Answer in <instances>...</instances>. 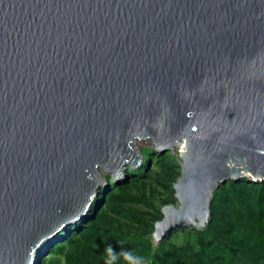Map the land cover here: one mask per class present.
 Wrapping results in <instances>:
<instances>
[{
  "label": "water",
  "instance_id": "95a60500",
  "mask_svg": "<svg viewBox=\"0 0 264 264\" xmlns=\"http://www.w3.org/2000/svg\"><path fill=\"white\" fill-rule=\"evenodd\" d=\"M147 139L186 146L157 243L264 180V0H0V264H40Z\"/></svg>",
  "mask_w": 264,
  "mask_h": 264
},
{
  "label": "trees",
  "instance_id": "16d2710c",
  "mask_svg": "<svg viewBox=\"0 0 264 264\" xmlns=\"http://www.w3.org/2000/svg\"><path fill=\"white\" fill-rule=\"evenodd\" d=\"M143 155L141 165L127 166L120 181L108 176L109 188H100L85 217L47 241L36 261L47 250L48 260L40 264H106L111 246L114 264H134L137 258L140 264H264V180L229 179L215 192L206 230L184 228L155 244V222L163 206L175 202L181 166L171 151L146 147ZM181 232L187 235L180 242ZM124 252L133 260H125Z\"/></svg>",
  "mask_w": 264,
  "mask_h": 264
},
{
  "label": "rangeland",
  "instance_id": "374dc122",
  "mask_svg": "<svg viewBox=\"0 0 264 264\" xmlns=\"http://www.w3.org/2000/svg\"><path fill=\"white\" fill-rule=\"evenodd\" d=\"M139 142V145H138V147H139V149H140V151L143 153V151H144V149L146 148V147H150V148H152L153 147V144H152V141H151V139H147L146 141H138ZM186 149V146H181V147H179V149L177 148V155L176 156H178L179 157V154H180V152L181 151H183V150H185ZM166 152H168V151H165V152H161V153H166ZM144 159V158H143ZM143 159L141 160V161H143ZM101 171V173H102V175L104 176V177H108V176H113L111 173H105V172H103L102 170H100ZM125 175V174H124ZM179 177V176H178ZM177 177V178H178ZM177 178L175 179V181L177 180ZM174 181V182H175ZM105 185H102L101 187H104ZM175 193V192H174ZM173 199L175 200V202H169L168 204H173V203H175V204H178V202L176 201V198H175V195L173 196ZM168 204H165V205H168ZM77 222V221H76ZM75 222V223H76ZM182 231V230H181ZM180 232V231H179ZM185 235H187V233H185V232H181V233H179V237H177V239L181 242V240H183L182 238L185 236ZM154 240V239H153ZM58 241H61V239H58ZM154 242H155V244L157 243L155 240H154ZM58 245V244H57ZM40 251V250H39ZM38 254V253H37ZM39 258H40V260L41 259H44V260H48L47 259V254L43 251L42 253H40V256H39ZM143 264H149L148 262H144Z\"/></svg>",
  "mask_w": 264,
  "mask_h": 264
},
{
  "label": "clouds",
  "instance_id": "9594fccd",
  "mask_svg": "<svg viewBox=\"0 0 264 264\" xmlns=\"http://www.w3.org/2000/svg\"><path fill=\"white\" fill-rule=\"evenodd\" d=\"M106 253H107L106 264H114V261L117 259V256L111 246L106 248ZM121 255H123L125 260H129V261L133 260V257L131 256L130 253L124 252ZM134 264H140L138 258L134 261Z\"/></svg>",
  "mask_w": 264,
  "mask_h": 264
},
{
  "label": "bare ground",
  "instance_id": "6f19581e",
  "mask_svg": "<svg viewBox=\"0 0 264 264\" xmlns=\"http://www.w3.org/2000/svg\"><path fill=\"white\" fill-rule=\"evenodd\" d=\"M138 145H139V142L138 141L135 143V145H134V143L132 144V146H133L134 149H138L139 148Z\"/></svg>",
  "mask_w": 264,
  "mask_h": 264
}]
</instances>
